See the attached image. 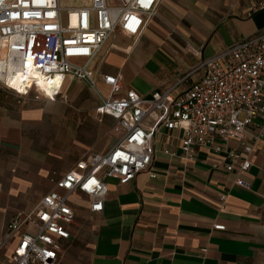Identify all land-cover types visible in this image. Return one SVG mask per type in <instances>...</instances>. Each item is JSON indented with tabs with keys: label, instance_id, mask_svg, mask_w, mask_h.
I'll return each instance as SVG.
<instances>
[{
	"label": "crops",
	"instance_id": "crops-1",
	"mask_svg": "<svg viewBox=\"0 0 264 264\" xmlns=\"http://www.w3.org/2000/svg\"><path fill=\"white\" fill-rule=\"evenodd\" d=\"M249 7L247 0H159L141 37L118 34L90 63L99 88L110 96L102 75L121 77L118 97L175 86L202 60L264 29V9L249 17ZM199 76L183 80L174 95ZM100 104L87 83L69 76L56 101L0 84V242L19 213L34 211L57 190L53 173L61 177L122 139L119 121L99 114ZM253 132L246 140L254 142ZM182 136L161 128L151 171L127 185L106 179L103 212L92 213L88 197L72 196L76 218L57 264H264V138L254 143L252 167L240 175L248 184L243 188L235 184L238 175L225 170L236 141L225 143L220 154L195 146L186 159L179 150ZM16 244L7 243L0 259L9 260Z\"/></svg>",
	"mask_w": 264,
	"mask_h": 264
},
{
	"label": "built area",
	"instance_id": "built-area-1",
	"mask_svg": "<svg viewBox=\"0 0 264 264\" xmlns=\"http://www.w3.org/2000/svg\"><path fill=\"white\" fill-rule=\"evenodd\" d=\"M247 1L249 17L264 9V0ZM158 5L159 0H0V84L28 95L32 90L43 93L44 82L48 99L56 101L66 77L83 81L101 99L97 112L117 119L124 131L106 153L79 161L61 177L52 174L50 182L57 190L45 195L34 211L19 213L10 222L0 255L7 243L16 239L17 244L10 259H0V264H57L61 241L70 238L76 218L72 196L88 197L90 211L103 212L105 180L127 185L151 171L161 128L183 132L179 150L186 159L193 158L195 146L220 154L225 143L236 141L239 147L228 152L225 170L238 175L237 186L248 188L240 175L252 167L254 143L264 138V29L202 60L175 86L150 95L129 90L118 97L122 79L113 75L101 77L111 89L109 97L98 86L90 63L118 34L141 37ZM194 74H200L198 79L174 95ZM12 84H20L23 91ZM251 129L254 142L246 140Z\"/></svg>",
	"mask_w": 264,
	"mask_h": 264
},
{
	"label": "bare ground",
	"instance_id": "bare-ground-1",
	"mask_svg": "<svg viewBox=\"0 0 264 264\" xmlns=\"http://www.w3.org/2000/svg\"><path fill=\"white\" fill-rule=\"evenodd\" d=\"M12 85H14V87L19 89V90L22 89L21 91H23V88L20 84L19 85L18 84H12ZM40 87H41L40 90L43 91V93L46 94L47 91L50 92L49 87L44 82H41Z\"/></svg>",
	"mask_w": 264,
	"mask_h": 264
},
{
	"label": "snow or ice",
	"instance_id": "snow-or-ice-1",
	"mask_svg": "<svg viewBox=\"0 0 264 264\" xmlns=\"http://www.w3.org/2000/svg\"><path fill=\"white\" fill-rule=\"evenodd\" d=\"M149 2H150V0H149ZM144 6H145V7H148V4H145ZM132 19L134 20L135 17H133ZM134 30H135V29H133V31H134ZM21 90H22V89H21Z\"/></svg>",
	"mask_w": 264,
	"mask_h": 264
}]
</instances>
